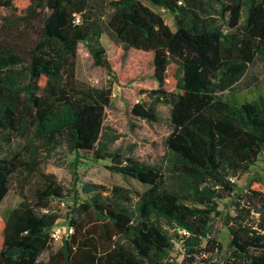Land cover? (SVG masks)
Segmentation results:
<instances>
[{
  "label": "trees",
  "instance_id": "1",
  "mask_svg": "<svg viewBox=\"0 0 264 264\" xmlns=\"http://www.w3.org/2000/svg\"><path fill=\"white\" fill-rule=\"evenodd\" d=\"M149 1L172 12L175 30L142 0H0L10 12L0 17V204L14 173L40 170V153L58 148L109 160L112 172L145 186L84 182L86 197L76 190L69 205L74 231L43 260L60 213L42 209L67 195L55 174L41 172L36 198L0 215V264H264V181L238 190L264 155V93L235 89L264 59V0ZM37 17L42 25L25 49L16 26ZM104 34L123 51L119 67ZM80 43L106 69L102 86L76 76ZM143 73L156 87L140 90L131 115L158 122L155 104H172L161 164L112 150L116 136L105 130L114 85L129 88ZM15 137L23 147L7 150ZM229 197L231 215L220 208ZM218 215L231 234L226 257ZM86 218L91 227L82 232ZM177 243L181 260L172 257Z\"/></svg>",
  "mask_w": 264,
  "mask_h": 264
},
{
  "label": "rangeland",
  "instance_id": "2",
  "mask_svg": "<svg viewBox=\"0 0 264 264\" xmlns=\"http://www.w3.org/2000/svg\"><path fill=\"white\" fill-rule=\"evenodd\" d=\"M145 4L150 6L153 10L160 13L166 22L175 30V18L171 11L164 7H159L149 0H142ZM10 12L3 6H0V17L9 15ZM42 18H35L29 22L17 25V29L25 32L24 39L18 38L22 47L27 49L30 39L38 35L42 25ZM16 32V28L14 29ZM103 43L106 46L108 57L114 61V64L119 67L123 51L116 45L108 34L102 37ZM76 76L87 83L96 86H102L107 78L106 69L95 63L94 57L90 50L84 43L79 44ZM144 87H156L155 81L148 75L143 73L141 79L136 81L133 86L129 88H120L119 85H114V99L111 106L106 109L105 130L116 136L112 142L111 149L122 148L128 155H132L142 161L148 163H162L169 156L167 145V138L173 131L171 123V108L172 104L168 101H163L155 104L161 120L158 122L149 121L147 119L138 118L131 115V108L139 97L140 90ZM235 89L237 93L246 94L251 97H256V94L264 93V59L257 57L249 66L245 76L236 84ZM227 92L222 93L225 96ZM145 100L151 102L148 95L144 96ZM25 143L22 137H15L7 150H20ZM77 157L75 153H71L64 148H58L53 152L42 151L40 153L41 163L40 170L29 171L25 168L19 169L11 178L12 184L8 194L0 204V215L6 219L9 213L19 205V203L28 197L30 199L36 198L38 188L43 187V173H53L56 175L57 181L65 187L66 205H60V200H54L52 208L54 211L60 213L55 227L66 230L71 218V201L74 199L75 192L78 190L82 198L86 194L82 191L84 182L91 181L102 183L108 187L114 185H122L132 189L144 190L145 186L131 177H125L120 173L112 172L107 166L110 164L109 160H96L91 153L81 154ZM260 178L264 181V155L260 157L252 170L243 175L238 180V190L242 194L251 179ZM232 198H226L220 202V208L224 210L225 214L235 213V203ZM65 201V202H66ZM81 231L91 227L88 218L82 219ZM214 230L218 234L219 239L224 244V250L220 257H226L230 254L229 243L231 234L228 226L221 215H218L214 221ZM77 229H75V232ZM81 234V232H79ZM66 234L59 239H53L51 246L42 255L41 259L47 260L50 255L55 252L62 244ZM183 248L179 243L176 244L172 251V257L181 260L183 258Z\"/></svg>",
  "mask_w": 264,
  "mask_h": 264
},
{
  "label": "built area",
  "instance_id": "3",
  "mask_svg": "<svg viewBox=\"0 0 264 264\" xmlns=\"http://www.w3.org/2000/svg\"><path fill=\"white\" fill-rule=\"evenodd\" d=\"M78 21H79V18H78ZM59 204L60 205H66V202L65 201H59ZM44 212H49L50 210H53L52 207H45L42 209ZM74 231V227L71 226V225H67L66 227V230L64 231L63 229L61 228H58V227H54L52 230H51V237L53 239H59V238H62L65 234H66V237L72 233Z\"/></svg>",
  "mask_w": 264,
  "mask_h": 264
}]
</instances>
